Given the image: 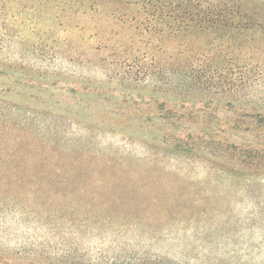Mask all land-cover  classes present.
I'll use <instances>...</instances> for the list:
<instances>
[{
  "label": "rangeland",
  "instance_id": "obj_1",
  "mask_svg": "<svg viewBox=\"0 0 264 264\" xmlns=\"http://www.w3.org/2000/svg\"><path fill=\"white\" fill-rule=\"evenodd\" d=\"M129 1L0 0V264H264V0L231 73Z\"/></svg>",
  "mask_w": 264,
  "mask_h": 264
},
{
  "label": "trees",
  "instance_id": "obj_2",
  "mask_svg": "<svg viewBox=\"0 0 264 264\" xmlns=\"http://www.w3.org/2000/svg\"><path fill=\"white\" fill-rule=\"evenodd\" d=\"M128 3L140 5L145 15L141 21L145 22L148 33L162 35L167 29L166 33L172 36L199 39L196 51H200L201 60H207L211 71L231 73L234 68L248 66L247 42L261 17L240 0H133ZM163 47L159 46L166 49ZM176 74L179 78L183 75Z\"/></svg>",
  "mask_w": 264,
  "mask_h": 264
}]
</instances>
